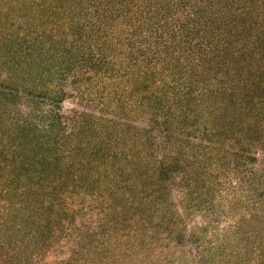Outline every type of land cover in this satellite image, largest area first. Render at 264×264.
<instances>
[{"label": "rangeland", "instance_id": "rangeland-1", "mask_svg": "<svg viewBox=\"0 0 264 264\" xmlns=\"http://www.w3.org/2000/svg\"><path fill=\"white\" fill-rule=\"evenodd\" d=\"M120 1L133 25L96 43L93 0H0V264H264V91L243 89L218 37L239 8ZM198 4L218 34L190 63ZM94 47L120 71L99 79Z\"/></svg>", "mask_w": 264, "mask_h": 264}, {"label": "trees", "instance_id": "trees-1", "mask_svg": "<svg viewBox=\"0 0 264 264\" xmlns=\"http://www.w3.org/2000/svg\"><path fill=\"white\" fill-rule=\"evenodd\" d=\"M93 1H94V6L89 5V4L87 5L85 4V6L90 8L92 10V13L93 12L97 13L93 18L91 15H89L90 13V9H89L88 17H89L90 23L87 24V26L89 27L88 29L95 30L94 34L96 32H98L99 34V35H95V37L93 38L91 37V40L96 41V43H98L97 41L98 39L105 40L109 36L111 31L117 28V27L110 28L108 27L109 25L114 24V25L121 26L123 23H130V18L128 17V13L124 12V10L120 8V6L123 7V4L120 0H117V1L93 0ZM110 1H114V2H110ZM146 1H148V3L151 4L150 6H156L158 9L160 8V5L165 6L171 0H146ZM220 3H221V0H218L217 4H220ZM198 6L199 7L197 8L196 12L198 13L199 18L198 19L192 18L190 20L191 23L189 25L191 26L194 22L200 25H197L198 26L197 28H193L189 31H187L186 29L184 37H182L184 41L180 44V47H178L179 52L187 51L186 58L190 63L194 62V57L197 58V56H201L203 54L204 44L202 43V40L204 38L210 39L209 37L213 38V35L217 33V31L213 29L210 26V24H208L209 22L207 18L206 19L204 18L206 14L205 12H203L204 10L202 8L203 6H201L200 4H198ZM238 8H239L238 13H240V19L235 20V21L239 22L241 26L240 27L241 30L239 31L238 29H234L233 32L231 33V38L230 39L228 38L230 31H232V27L235 26V22L232 20L229 23L227 22L224 23V28L226 32H228V34H225V35L224 33H219V34L217 33V34H218V37L222 35L224 37V40H227L228 44L232 45L233 47V49H231V46H230V49H231L230 56L233 55L232 56L233 62L231 63L232 64L231 67L234 68V71L236 72L234 75H236V78L238 79V83L241 84L243 89H245L246 91L254 92L256 90L258 91V89L260 88H261L260 90L264 91V86H259L258 82H255L253 79H251L252 76L261 77V71L264 70V0H224V10H227V11L231 9L236 10ZM157 9L155 8L153 15H156L155 13L157 12ZM107 12H109L108 13L109 15L106 16ZM209 14L212 16L211 13ZM109 21L111 24H108ZM129 25H133V23H130ZM99 26H100V29L101 27L105 26L104 30L101 31V34H100V30L98 31ZM107 27L109 28L108 34H106ZM133 35L135 38H138L139 36V35L137 36L135 32H133ZM120 37L123 39V40H120V42H123L125 40L126 44L128 43L130 44V39L128 37H122L121 35L117 36V38L119 39ZM188 37H190V39H188ZM57 45L60 48V45L59 44ZM213 47L216 48V46H213ZM31 48H33L34 51L36 49L37 51H40L41 47L38 48L37 45L35 46V44H32ZM51 48H52V45H51ZM53 48H56V47L54 46ZM93 49H95V47L90 48L89 51L87 52V55H90V58H92L95 54L99 56L98 59L101 61L96 62L97 59H94L91 63V64L96 63L93 68L98 73L97 77L99 79L100 78L109 79L108 78L109 76H113V69H114V72L120 71L119 67L113 68L111 67V65H108V64L109 63L111 64V62L115 64L116 63L115 61L117 62L120 61L122 57L116 54L115 55L110 54V51H108V53L105 54L104 53L105 48L97 49L96 50L97 52L96 51L92 52ZM210 49H211V46H210ZM54 50H57V49H54ZM66 53L70 54L69 52H66ZM45 56L50 57L52 60H56V58L61 57L60 52H53V50L46 52ZM45 56L41 55L42 58H44ZM104 64H107V68L105 69L101 68V66ZM90 78L91 80L92 79L95 80L93 76ZM236 88L237 86H235L234 91L231 90L230 93L232 94V96L236 95V93H239V88L237 89ZM248 96L252 98L253 95H250L249 93ZM245 97L246 95H242V98H244V100L246 99ZM170 104H172L173 106H170L168 104L169 107L171 108L173 107L174 110H181L183 111V113H186V114L191 113L193 111V108H192L193 106H188L187 103L182 102V101L179 102V99H175ZM245 121H248V120L246 119ZM114 131L115 129L111 131V134H112L111 136L113 138L116 136V134H113L116 132ZM138 138H140V136H138ZM166 140H168V138H166ZM203 156H204L203 157L204 163L209 162L210 164H212V162L216 158L215 155H203ZM219 157H222V156H218V158ZM221 159L223 160V157ZM214 166H216V164ZM214 172L216 175H220L224 179V166H221V167L216 166V168L214 169ZM198 181H199L200 187L203 189L202 186H204V178L198 177Z\"/></svg>", "mask_w": 264, "mask_h": 264}]
</instances>
